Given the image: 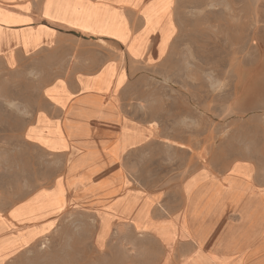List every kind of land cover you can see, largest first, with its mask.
Returning <instances> with one entry per match:
<instances>
[{
  "label": "crops",
  "instance_id": "1",
  "mask_svg": "<svg viewBox=\"0 0 264 264\" xmlns=\"http://www.w3.org/2000/svg\"><path fill=\"white\" fill-rule=\"evenodd\" d=\"M177 33L176 0H0V74L70 58L20 132L48 178L13 200L0 187V264L76 223L92 232L81 263L264 264V149L160 188L134 176L152 132L123 105L128 70L164 60Z\"/></svg>",
  "mask_w": 264,
  "mask_h": 264
},
{
  "label": "rangeland",
  "instance_id": "2",
  "mask_svg": "<svg viewBox=\"0 0 264 264\" xmlns=\"http://www.w3.org/2000/svg\"><path fill=\"white\" fill-rule=\"evenodd\" d=\"M176 14L168 56L130 66L122 91L127 112L151 128L134 174L150 188L198 167L222 170L256 159L264 149V0H176ZM68 59L45 56L40 71L0 74V187L8 200L43 185L26 179L48 178L43 160L31 164L35 153L22 148L20 132L43 83ZM81 227L69 224L8 264H86L80 252L85 261L92 232Z\"/></svg>",
  "mask_w": 264,
  "mask_h": 264
},
{
  "label": "bare ground",
  "instance_id": "3",
  "mask_svg": "<svg viewBox=\"0 0 264 264\" xmlns=\"http://www.w3.org/2000/svg\"><path fill=\"white\" fill-rule=\"evenodd\" d=\"M233 54V53H232ZM215 58V57H214ZM257 60V59H256ZM255 61V60H254ZM251 62V61H250ZM216 63V62H215Z\"/></svg>",
  "mask_w": 264,
  "mask_h": 264
}]
</instances>
